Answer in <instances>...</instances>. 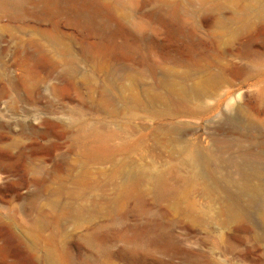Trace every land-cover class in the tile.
<instances>
[{
	"label": "rangeland",
	"instance_id": "rangeland-1",
	"mask_svg": "<svg viewBox=\"0 0 264 264\" xmlns=\"http://www.w3.org/2000/svg\"><path fill=\"white\" fill-rule=\"evenodd\" d=\"M97 1L0 0V264H264V0Z\"/></svg>",
	"mask_w": 264,
	"mask_h": 264
},
{
	"label": "bare ground",
	"instance_id": "bare-ground-1",
	"mask_svg": "<svg viewBox=\"0 0 264 264\" xmlns=\"http://www.w3.org/2000/svg\"><path fill=\"white\" fill-rule=\"evenodd\" d=\"M51 0H48V2H50ZM68 2H70V4L73 7H79V8H88V9H92V10H96V11H102V6L100 5V3L97 0H68ZM67 3V2H66ZM67 5V4H66ZM264 9L262 8L261 11L257 12L259 16H264ZM116 29H120L118 26L116 27ZM168 90H170L173 94V96L175 98H178L180 95H187V92H191L194 95H202V91H203V84H199V83H194L192 84V86L190 88H186L184 86L179 87L177 90L173 89L171 90V86L168 85L167 86ZM263 91H261L262 93ZM233 118L230 115H225L224 121H229L232 120ZM194 152H188L183 160V162L185 164H187L189 166V173L187 176V179H189L190 181H196L198 180L204 173H206V166H207V161L208 159L203 155V153L201 152V149L199 147V145H195L194 149L192 150ZM249 171L246 170L245 168H243L241 166V164H237V170L239 172V174L242 176L243 178V183L241 184V188L246 191V192H254L257 190V187L254 186L250 179L248 178V174L249 172L254 173L256 171L257 165L253 162H250L249 165ZM208 170V167H207ZM209 173L210 170H209ZM156 182V187H157V191H161L164 189V184L163 182L159 179L156 178L155 179ZM224 204L226 205L229 214L233 217L232 219H238L239 216L242 215V213L244 212V209H248L247 206L245 205L243 207V205L241 204V202L234 197L233 194L230 193H226V195L224 196ZM250 200V199H248ZM257 215L263 219L264 221V210L260 207L257 208Z\"/></svg>",
	"mask_w": 264,
	"mask_h": 264
}]
</instances>
